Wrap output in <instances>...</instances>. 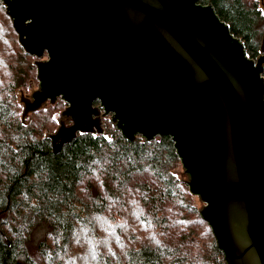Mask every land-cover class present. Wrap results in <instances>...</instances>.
<instances>
[{"label": "water", "instance_id": "water-1", "mask_svg": "<svg viewBox=\"0 0 264 264\" xmlns=\"http://www.w3.org/2000/svg\"><path fill=\"white\" fill-rule=\"evenodd\" d=\"M38 87L22 120L59 97L53 153L78 133L169 135L226 264H264V34L259 55L198 0H2ZM99 105H93L94 101ZM46 134V135H47Z\"/></svg>", "mask_w": 264, "mask_h": 264}, {"label": "trees", "instance_id": "trees-1", "mask_svg": "<svg viewBox=\"0 0 264 264\" xmlns=\"http://www.w3.org/2000/svg\"><path fill=\"white\" fill-rule=\"evenodd\" d=\"M199 2L259 55L260 1ZM17 72L2 83L0 70V264H226L185 175L171 169L180 158L169 135L128 140L114 127L78 133L53 153L50 115L19 114L14 92L28 75Z\"/></svg>", "mask_w": 264, "mask_h": 264}, {"label": "rangeland", "instance_id": "rangeland-1", "mask_svg": "<svg viewBox=\"0 0 264 264\" xmlns=\"http://www.w3.org/2000/svg\"><path fill=\"white\" fill-rule=\"evenodd\" d=\"M258 1L261 2V6H262L263 11H264V0H258ZM1 2H2V0H1ZM198 2H199V0H198ZM1 5H0V70H1V78L3 77L2 83L6 80H9V79L17 80L20 76H24V72L21 75L18 74L17 71L19 68L24 70V71H27L26 74L28 75L27 78L25 79L24 84L22 86H20L19 88L17 87L15 89L14 93L16 96V92H18L19 90L23 91L25 93L28 92V88H29V85L31 83L33 84L34 89H36L38 87L37 72H36V67L34 65V62L36 60H41V58L35 57L32 54H29V53L24 51V49L22 48L21 44L19 43V41L17 39V32L15 31V29L11 23V19L9 16H7L4 13L5 12L4 7H3L4 12H3ZM263 34H264V32L262 33V35ZM260 42H261V38H260ZM19 49H21L25 54L28 55L29 62L28 61L22 62L19 60V54H20ZM253 58H255V57H253ZM10 67L14 68V70H12L11 72H9L7 74V72L10 70ZM5 83H7V82H5ZM1 86L3 87V90H5L6 85L1 84ZM16 99H17V96H16ZM66 104L67 103L64 100L57 98L53 104H48L45 109H37L36 111H32L29 115V120H30V122L37 121L39 119V117H38L39 115H41L45 112L48 113L50 115L51 119L47 120L48 124L45 127L44 131L46 134L47 133L52 134L55 132V129L57 128V122L53 119V114L61 113L63 111L64 107H66ZM17 106H18V111H20L21 107L18 104V102H17ZM101 120H102L103 132H105L106 135H108L110 133L109 130L116 127V126H114L111 119L108 117H101ZM171 169L175 173L180 175V177H182V178H184V175H185V178H184V181H185L187 176H186L185 172L183 171L181 161L177 162L175 165H171ZM192 201L195 202L198 209H200V207L202 206V203L198 199V197L195 195L193 196V194H192ZM197 230L198 231H205V228H204V226L201 225V226H199V228Z\"/></svg>", "mask_w": 264, "mask_h": 264}, {"label": "flooded vegetation", "instance_id": "flooded-vegetation-1", "mask_svg": "<svg viewBox=\"0 0 264 264\" xmlns=\"http://www.w3.org/2000/svg\"><path fill=\"white\" fill-rule=\"evenodd\" d=\"M58 98H59V97H58ZM66 105H67V104H66ZM93 105H95V106H96V105H99V101H97V100L94 101Z\"/></svg>", "mask_w": 264, "mask_h": 264}]
</instances>
